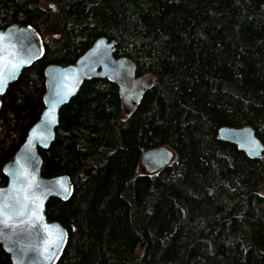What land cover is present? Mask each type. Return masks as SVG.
I'll use <instances>...</instances> for the list:
<instances>
[{"label":"trees","instance_id":"16d2710c","mask_svg":"<svg viewBox=\"0 0 264 264\" xmlns=\"http://www.w3.org/2000/svg\"><path fill=\"white\" fill-rule=\"evenodd\" d=\"M13 22L32 25L44 52L1 97L2 182L43 108L45 65L103 36L153 76L129 114L115 83L84 81L39 148L41 174L73 182L46 203L68 233L55 264H264V0H0V28ZM245 124L260 157L217 138ZM157 144L174 158L145 173L140 149Z\"/></svg>","mask_w":264,"mask_h":264},{"label":"water","instance_id":"95a60500","mask_svg":"<svg viewBox=\"0 0 264 264\" xmlns=\"http://www.w3.org/2000/svg\"><path fill=\"white\" fill-rule=\"evenodd\" d=\"M114 50V40L99 36L73 62L48 63L43 68V108L1 166L5 180L0 178V246L11 264H55L67 242V229L58 220H50L45 208L52 197L68 199L73 182L66 173L43 176L39 153V148H48L55 139L61 106L84 81L98 77L117 85L123 111L129 114L152 85L150 73L137 76L134 63L126 56H114ZM43 52L42 38L32 25L13 22L0 28V108L8 85ZM13 64L18 67L13 69ZM217 138L249 157L262 155L263 143L250 125H220ZM173 158L170 147L157 144L140 149L139 163L145 173L152 174Z\"/></svg>","mask_w":264,"mask_h":264},{"label":"snow or ice","instance_id":"6c2138e0","mask_svg":"<svg viewBox=\"0 0 264 264\" xmlns=\"http://www.w3.org/2000/svg\"><path fill=\"white\" fill-rule=\"evenodd\" d=\"M17 67H18V65H16V64H13V65H12V68H13V69H15V68H17ZM2 90H3V88L0 87V91H2Z\"/></svg>","mask_w":264,"mask_h":264},{"label":"bare ground","instance_id":"6f19581e","mask_svg":"<svg viewBox=\"0 0 264 264\" xmlns=\"http://www.w3.org/2000/svg\"><path fill=\"white\" fill-rule=\"evenodd\" d=\"M35 29V28H34ZM36 30V29H35ZM37 31V30H36ZM38 32V31H37ZM40 35V34H39ZM42 38V37H41Z\"/></svg>","mask_w":264,"mask_h":264},{"label":"rangeland","instance_id":"374dc122","mask_svg":"<svg viewBox=\"0 0 264 264\" xmlns=\"http://www.w3.org/2000/svg\"><path fill=\"white\" fill-rule=\"evenodd\" d=\"M142 171V170H141ZM143 172V171H142Z\"/></svg>","mask_w":264,"mask_h":264}]
</instances>
